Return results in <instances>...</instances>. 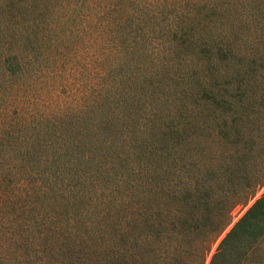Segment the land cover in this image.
I'll list each match as a JSON object with an SVG mask.
<instances>
[{
    "label": "trees",
    "instance_id": "trees-1",
    "mask_svg": "<svg viewBox=\"0 0 264 264\" xmlns=\"http://www.w3.org/2000/svg\"><path fill=\"white\" fill-rule=\"evenodd\" d=\"M39 1L0 0V264H264V0ZM143 7L160 54L139 55L123 104L103 81L80 109L58 104L66 115L51 113L62 132L49 145L29 142L45 119L25 113L27 78L80 45L115 52L132 35L143 51ZM76 13L92 14L89 30L75 31ZM56 52L33 72V56Z\"/></svg>",
    "mask_w": 264,
    "mask_h": 264
},
{
    "label": "rangeland",
    "instance_id": "rangeland-1",
    "mask_svg": "<svg viewBox=\"0 0 264 264\" xmlns=\"http://www.w3.org/2000/svg\"><path fill=\"white\" fill-rule=\"evenodd\" d=\"M53 1L55 0H51V2ZM46 2L47 0H40L38 4L42 5L45 8ZM227 3L228 2L226 1L223 4L226 6L228 5ZM147 7L140 8L141 12L140 11L137 12L138 16L134 22V25L136 27H139V25L143 24V27H145V31H147L148 34L150 33L149 35L151 37L153 35L152 34L153 32L151 31H153L155 28L153 27V24L149 22V20H148V23L150 24L147 23V20H146L147 10L145 11ZM235 7H231L232 10H235ZM151 8L152 7L148 8L149 12H153ZM38 11H39V8L36 7L35 5V10L31 12L33 17L37 15L36 13ZM156 11L159 12L158 9ZM96 12H98V14L101 13V11L99 10H97ZM175 13L176 11H172V12L166 13V16L169 19H174L176 16ZM31 14L26 15L24 17L23 22L25 24L30 23L29 22L30 19L28 18L31 16ZM77 14L78 13L72 14V16H75L74 18H77L76 27H79L78 30H75V31L82 33V32H85L87 29L89 30V28L91 27H88V26L93 25V21H94L92 14L85 18H83L81 14H79L76 17ZM40 16L44 17L42 14H40ZM101 17L104 18V16H101ZM144 20H146V22ZM15 21L17 22V24L13 26V30L14 31L21 30L22 29V26L20 24L21 18H18ZM31 24L32 23H30L31 28L29 29V31L33 30V34L36 35V30L39 31L40 26L38 24H34V25L33 24L31 25ZM41 34L42 33H39L40 36ZM127 36H128L127 33H124V37H127ZM130 37H132L131 42H129L126 46L125 45L122 46L115 52L111 51V48L108 46H106L104 50L96 49L97 51H94L92 47L90 48V47H85V45H80L76 53L69 54L66 58H64L63 61H61L60 63H56L55 66L53 65L54 63L52 62L59 55L57 54V52H59L60 50H57V52L53 54L54 56L49 57L48 59H42L45 61H49L48 63L40 60V57H39V61H34V56L32 57L31 63H35V64H31L33 66V69H32L33 72L34 71L36 72V69H39L38 67H43V68H47V67L51 68L52 66L54 67H52L48 71L46 70L47 72L41 75V77H39L40 74L37 75V73H35L33 77L31 76L27 78V89L25 92V97H26L25 102L33 100L34 104L31 106L28 105L29 107H27V109L25 110V113L28 112V110L30 112L32 110H36L39 117H43L42 120L45 119L43 124L35 123L37 130L41 131L40 136L36 135V133L32 129L29 130V132L27 133L29 142H31L32 140L36 141L38 147H41V146L45 147L47 144L49 145V142L52 139L49 136V134L54 132L57 135L58 133L62 132V130L59 129V122L53 119V116L51 113L57 112L60 115V118L66 115V111L61 112L62 108L57 109L58 104H63V101H64L65 103L68 104L69 107H73V106L75 107V105H77L78 103L77 107L79 108L80 102L84 100V99H81L82 97L87 98L86 102H89V101L91 102L93 100L94 95L100 90L103 81H107L115 87L113 93H111L112 94L111 95L112 106L115 107V109L116 108L118 109L123 104V99L126 96L125 94L128 92V89L130 88V86L138 79V77L141 74V65L144 63V61L143 59H140L139 55H141L142 53L146 55L149 54L151 57L149 59H154L156 61V59H158L157 57L158 54H160V51H159L160 46H157V41L154 39V36H152L148 40H145L146 49L144 50L146 52H144V50L142 51V49L139 48V46L135 44L134 42L135 37H133L132 35ZM128 46L131 49L128 48ZM52 52H55V51H52ZM185 57L187 56L179 53L180 59L174 60L176 61V63H178L177 66L181 64L187 65V63H182L184 62ZM157 63H162V62L158 60ZM195 64L196 63H192L191 65L193 71L194 69L197 68ZM130 97H133V95L130 94ZM91 104L92 103H90L87 106L86 111L88 110L87 115L92 117L93 114L90 112V109H93V107H91ZM81 109L83 110L84 108H81ZM74 111H75L74 113H76V110ZM119 111L120 110H115V113L113 112L112 114L113 121H115L114 118L118 117L117 114ZM13 113H12L13 117L11 119L14 121ZM64 118H69V116L64 117ZM71 119L72 117L70 118V120ZM53 120L55 121V123ZM78 127L82 128V130L79 133L80 135L83 132L90 130L91 126H90V122H88L87 125H80ZM73 128L74 127L72 126L71 123L66 124V128H65L66 130L68 129L71 130ZM16 134H18V132ZM58 141H60V139ZM129 159L130 157H127L126 160H129ZM106 165H108L109 167L112 165L111 168L113 167L116 168V166H114V162H111L110 164H105L102 167H105ZM87 174L94 178V176L99 174V170H97V168L91 169V171H89ZM263 193H264V187L256 194L255 199L259 198ZM252 202L253 201L249 202L247 206H237L232 211V224L231 226L227 228L225 233L232 227V225L236 221H238L244 215V213L246 212L248 207L252 204ZM219 240L213 245L210 254H212L215 251ZM209 259H210V256L207 258L206 264L208 263Z\"/></svg>",
    "mask_w": 264,
    "mask_h": 264
}]
</instances>
